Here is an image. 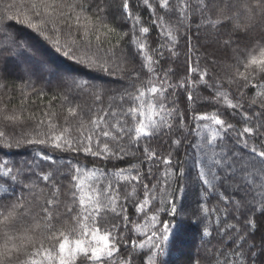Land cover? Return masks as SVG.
<instances>
[{
  "label": "trees",
  "instance_id": "16d2710c",
  "mask_svg": "<svg viewBox=\"0 0 264 264\" xmlns=\"http://www.w3.org/2000/svg\"><path fill=\"white\" fill-rule=\"evenodd\" d=\"M29 2L30 0H0V13L8 12L15 16L12 21H4L8 25L6 29L0 28V43H9L14 35H18L29 44L26 57L18 61L0 59V130L5 131L12 141L11 148L0 142V162L6 161L14 172L22 170L15 181L10 177L0 176V212H6L14 204L24 205L23 209L17 210L12 221L0 224V250H3L5 244L8 248H12L13 244L21 248L20 253L13 251L10 257L5 259L4 264H18L19 261L26 259L27 254L34 249L23 242L24 238L30 235L36 239L41 235L42 227L37 229L35 225L43 219L42 209L50 207L46 205V200L51 198L52 192V184H45L39 178L41 173L52 172L54 182L61 189L58 207H50L55 214L52 223L56 227L71 226V217L66 213V208L73 207V214L78 211L70 194L76 166L84 172L97 173L91 180H87L86 184L102 189L111 182L114 196L117 195L118 189L119 205L124 211L119 215L109 212L104 221L106 228L112 229V225H116V228L112 229V234L120 241L118 244L120 251L114 254L110 264H121L124 259L129 258L132 259V264H150V260H154L155 264L161 262L224 264L225 258L233 257L240 244L244 245L245 252L255 244V251L259 254L255 257L254 264H264V220L260 221L258 229L246 243L236 240L238 233L233 232L232 228L233 226L241 228L242 220L234 211L232 204L225 205L224 189L217 186L214 190L206 191L198 178L197 167L194 166L196 160L201 161L207 171L212 167L213 159L224 157L225 161L221 167L224 173H229L231 169L227 165L232 162L233 158L230 155L232 152H237L244 162L250 159L247 150L236 144L235 136L232 134L222 140L218 139L213 145L206 143L210 138L208 133H204L203 139L197 134L203 131L201 125L206 123L195 119L200 114L219 113L221 118L235 124L237 128L242 126L243 121V117L237 114V111L227 108L223 101L217 102L213 89L204 84L198 83L190 89L194 96L192 102L187 100L188 92L184 89L169 90L167 95L165 103L171 106L175 101V107L184 116L185 127L182 134L185 138L179 148L171 143L178 135L175 130L171 134L164 130L150 140L142 139L139 146L131 148L123 159L93 156L82 150H58L47 144H29L25 139L28 133L35 137L37 122L40 120L46 122V113L54 112L55 117L52 119L59 126H66L67 119L68 126H72L75 135V128L80 120L87 123L96 116L108 112L110 107L116 112L127 109L130 102L121 105L120 97L126 92H134L133 84L138 88L151 78L142 67L143 57L137 54L136 44L133 43L137 38L147 43L149 54H154L156 50L164 53L159 57L160 64L156 66L161 77L164 71L171 69L175 75H170L169 79L174 84L178 77L187 79L191 84L192 80H198V77L188 73L187 69L189 65L194 66L198 61L201 68H207L212 80H219L224 84V90L237 93L236 86L229 87L227 80L235 71V49L239 48L241 53L246 54L253 39L264 37V13L257 8L255 14L250 17L245 10L249 6L255 7L260 0H213L214 6L209 13L211 19H224V16L238 14L239 20L224 19L226 27H221L219 32L207 25L198 31L197 23L201 22V17L196 14L195 23H191L187 28L180 27L179 42L174 47L175 55L168 51L170 45L163 30L154 22L158 16H163L165 27L176 25L179 22L178 12L158 8L159 0H149L152 8L145 5L144 0H128L132 16L139 17L137 23L136 20L126 17L122 8L123 0H107L108 12L105 22L109 27L116 29V34L110 33L107 39L102 35L99 47L92 37V46L88 51L90 55L94 53L109 60L108 71L82 58L85 50L83 41L80 50L65 55L63 47L54 45L51 40L30 28L23 20L27 12L24 5ZM66 2L71 3L73 0ZM188 3L192 8L197 7L196 0H188ZM169 4L174 9L177 0H169ZM10 5L13 6L11 9ZM153 8L156 9L155 12ZM218 9H223L224 15H221ZM237 22L241 25L239 30L234 29ZM184 23L188 24V21ZM142 26L149 27L150 32L146 35L141 34L139 28ZM5 31L8 33L7 38L3 36ZM203 31L210 36V42L204 41ZM75 35L79 39L82 33ZM228 36H231L233 43L225 47L223 40ZM162 45L164 47H161ZM112 61L123 62L127 71L122 73L112 70ZM243 70L241 67L240 71ZM136 73L140 74L139 80H134ZM258 79L254 83L258 82ZM244 91L246 96H253L256 90L249 86ZM97 96L100 100L96 99ZM69 108L76 109L79 115L69 116L67 111ZM6 114H18L21 119L18 122L6 121L3 118ZM107 119L114 123L117 119L125 118L109 115ZM127 121L129 125L132 124L131 117H128ZM17 140L20 141L19 146L15 143ZM124 143L127 145V140ZM252 143L254 141L250 140L249 145ZM255 143L259 147V142ZM145 146L158 153L155 161H149L144 156ZM38 153L51 156L53 160H43ZM169 153L172 154L173 167H166L160 160V157H167ZM175 167L183 168L185 172L183 178L175 173ZM137 169L143 174L140 182H118V178L113 175L119 170L135 174ZM165 172H168L167 177ZM213 183L219 184L218 181ZM143 184H149V188L156 185L153 192L156 198L150 200L144 212H140L137 211V204L144 199ZM25 185H31V190ZM133 186L136 188L134 194ZM232 191L233 189L229 187V194ZM236 198V195L231 196L233 201ZM173 199L178 209L175 218L171 215ZM120 212L121 208L117 207V213ZM153 215L157 217L155 223L151 220ZM125 216L127 220L124 219ZM165 223L170 227L175 226L173 238L161 242L160 237ZM205 231L208 235H203ZM152 232H156L157 235L150 243L149 237ZM132 241L136 242L135 247ZM157 243L160 244L163 253L153 246ZM140 244L144 247H139ZM81 259L82 257H78L76 264H80ZM235 264H245V261L242 258H235Z\"/></svg>",
  "mask_w": 264,
  "mask_h": 264
},
{
  "label": "snow or ice",
  "instance_id": "6c2138e0",
  "mask_svg": "<svg viewBox=\"0 0 264 264\" xmlns=\"http://www.w3.org/2000/svg\"><path fill=\"white\" fill-rule=\"evenodd\" d=\"M144 3L152 8L149 0H144ZM106 4L107 0H91L90 3L89 0H73L71 3L66 2V0H30L24 5L27 12L24 14L23 20L30 28L51 40L54 45L63 47L65 55L80 50L81 41H83L85 50L82 53V58L91 64L98 65L102 70L108 71L110 70L109 60L94 53L90 55L88 51L92 46V37L99 47L102 35L107 39L110 33L116 34V29L109 27L105 22L108 12ZM196 4L197 7L192 8L188 0H177V5L173 9L169 0H159L158 8L179 13V22L176 25L165 27L163 16H158L154 22L158 23L163 30L170 45L168 51L172 55H175L174 47L179 42L180 27L187 28L191 23H195L196 14L201 17V22L197 23L198 31L207 25L219 32L221 27H226L224 19L239 20L238 14L224 16V19H211L209 13L214 6L213 0H196ZM12 7L10 5L9 9ZM122 8L128 19H134L139 23V17L132 16L128 0H123ZM257 8L264 13V0H260V3L255 7H246L245 10L251 17ZM153 11L155 12L156 9L153 8ZM218 11L224 15L223 9H218ZM14 18L15 16L8 14V12L0 13V28L6 29L8 25L4 21H12ZM186 20L188 24L184 23ZM240 27L238 22L234 25L235 30H239ZM139 32L146 35L150 32V28L142 26L139 28ZM75 33H82V35L77 39ZM3 36L7 38L8 33L5 31ZM133 43L136 44L137 54L143 57L142 67L147 70V74L151 78L141 87L136 88L133 84L135 91L126 92L120 97L121 105L130 102L127 109L116 112L110 107L108 112L96 116L87 123L80 120L75 128V135L72 126H68L67 119H65L66 126H59L52 119L55 117V113H46L47 121H38L34 130L35 137L32 133H28L25 137L26 142L29 144H47L58 150H82L93 156L102 155L105 158L123 159L129 154L131 148L139 146L142 139L150 140L164 130H167L169 134L175 130L178 135L171 140V143L179 148L185 138L182 134V129L185 127L184 116L175 107V101L172 102L171 106L165 103L167 95L169 90L184 89L188 92L187 100L192 102L194 96L190 89L198 83H202L213 89L214 99L217 102L223 101L227 108L237 111V114L243 117L242 126L237 128L235 124L221 118L219 113L200 114L195 119L206 121V123L201 125L203 131L197 134L203 139L204 133H208L210 137L206 141L208 145H213L218 139L222 140L232 134L235 136L236 144L247 150L250 159L244 162L237 152H232L230 154L233 158L232 162L227 165L231 169L229 173H224V169L221 167L225 161L224 157L213 159L212 167L208 168L207 171H205V165L199 160L194 161V166L197 167L198 178L205 186L206 191L214 190L217 186L224 189L223 200L225 205L232 204L234 211L239 214L242 220V227L237 229L233 226L232 231L238 233L236 240L246 243L247 239L252 237L258 229L260 221L264 220V37L253 39L246 54L241 53L239 48L235 49V71L229 76L227 84L229 87L235 85L237 93H229L224 90V84L219 80H212L207 68H201L198 61L195 62L194 66L189 65L187 69L188 73L197 76L198 80H192L189 84L187 79L178 77L174 84L169 79L170 75H175L171 69L164 71L162 77L157 72L156 66L161 62L159 57L163 56L164 53L156 50L154 54H149L147 51L149 46L139 38L134 39ZM223 43L225 47H229L233 43L231 36L224 39ZM28 48L27 41L18 35H14L9 43H0V59L18 61L27 56ZM241 67H243V71H240ZM112 70L122 73L127 71L123 62L116 63L115 61H112ZM129 75L132 74L129 73ZM257 78H259L258 82L254 83ZM139 79L140 74L136 73L134 80ZM249 86L256 90L255 95H245L244 90ZM96 99L100 100V97L97 96ZM67 111L71 117L79 115L74 108H69ZM109 115L112 117L122 116L125 119H117L113 123L107 119ZM128 117L132 119L131 125L128 124ZM138 117L140 118L138 119ZM3 118L10 122H18L21 119L18 114H6ZM125 140H127V145L124 143ZM250 140L254 141L251 146L249 145ZM257 141L259 147L255 143ZM0 142H3L6 147H12V141L2 130H0ZM15 143L19 146L20 141L17 140ZM143 154L149 161H155L158 157V153L148 146L143 148ZM38 155L43 160H53L51 156L46 154L38 153ZM160 160L166 167H173L171 153L167 157H160ZM174 170L178 177L183 178L185 176L183 168L175 167ZM21 171L14 172L12 167H8L6 161L0 162V176L10 177L11 180L15 181ZM74 173L70 194L78 211L73 214V207L66 208V213L71 217L70 227H56L52 223L55 214L50 210V207H58L61 189L54 182L55 177L52 172L40 174L39 178L45 184H52L51 198L46 200V205L50 207L42 209L43 219L35 225V228L40 229L42 227L43 229L40 237L34 239L33 236L29 235L24 238L23 242L32 246L34 250L28 253L27 258L19 261L18 264H76L78 257H82L80 264H110L114 254L120 251L118 247L120 241L112 234V229H115L116 225H112V229L104 227L107 213L119 215L124 211L123 207L119 205L118 189L117 195L114 196L112 195L113 186L111 182L102 189L86 184L87 180H91L97 175L94 171L84 172L76 166ZM148 174H151V169H149ZM113 175L118 178V182H140L143 174L137 169L135 174H132L131 171L126 173L124 170H119ZM167 175L168 172H165V177ZM213 181H218L219 184H214ZM25 187L31 190L32 186L25 185ZM229 187L233 189L231 194L228 192ZM155 189L156 185H151L149 188V184H143L144 199L137 204V211L144 212L145 207L150 204V200L156 198L153 194ZM135 192L136 188L133 186L132 193ZM232 195L237 196L236 200L231 199ZM171 205V215L175 218L178 212L175 199L171 201ZM23 207V204H14L6 212H0V224L12 221L17 210L23 209ZM117 207L121 208L120 213H117ZM124 219L127 220V217L125 216ZM156 219L155 215L151 217L153 223ZM174 227H170L167 223L164 224L163 234L160 237L161 242H167L170 237L173 238ZM156 235V232H152L151 237H149L150 243ZM203 235H208V233L205 231ZM132 244L133 247L136 246L135 241H132ZM153 246L160 249L159 243ZM139 247L143 248L144 245L140 244ZM243 248L244 245L240 244L233 253V257L225 258L224 264H235V258H242L245 264H254L255 257L259 254L255 251V244L249 247L247 252ZM13 251L20 253L21 248L15 244L12 245V248H8V245L5 244L3 250H0V264H4L5 259L9 258ZM160 251L163 253V249ZM121 264H132V259H124ZM150 264H155V261L150 260Z\"/></svg>",
  "mask_w": 264,
  "mask_h": 264
},
{
  "label": "rangeland",
  "instance_id": "374dc122",
  "mask_svg": "<svg viewBox=\"0 0 264 264\" xmlns=\"http://www.w3.org/2000/svg\"><path fill=\"white\" fill-rule=\"evenodd\" d=\"M202 35L204 36V41L205 42H210L211 41V38L210 36H207V32H202ZM213 46H215V44L213 43Z\"/></svg>",
  "mask_w": 264,
  "mask_h": 264
}]
</instances>
